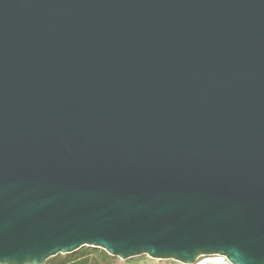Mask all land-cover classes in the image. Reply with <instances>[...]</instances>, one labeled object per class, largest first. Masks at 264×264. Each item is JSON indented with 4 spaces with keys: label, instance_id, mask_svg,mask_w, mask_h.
<instances>
[{
    "label": "water",
    "instance_id": "95a60500",
    "mask_svg": "<svg viewBox=\"0 0 264 264\" xmlns=\"http://www.w3.org/2000/svg\"><path fill=\"white\" fill-rule=\"evenodd\" d=\"M83 247L264 264V0H0V264Z\"/></svg>",
    "mask_w": 264,
    "mask_h": 264
},
{
    "label": "trees",
    "instance_id": "16d2710c",
    "mask_svg": "<svg viewBox=\"0 0 264 264\" xmlns=\"http://www.w3.org/2000/svg\"><path fill=\"white\" fill-rule=\"evenodd\" d=\"M139 259L140 257L121 262L119 259L109 256L103 250L83 247L74 253L51 258L45 264H131Z\"/></svg>",
    "mask_w": 264,
    "mask_h": 264
},
{
    "label": "rangeland",
    "instance_id": "374dc122",
    "mask_svg": "<svg viewBox=\"0 0 264 264\" xmlns=\"http://www.w3.org/2000/svg\"><path fill=\"white\" fill-rule=\"evenodd\" d=\"M218 259L217 257H202L198 259L196 264H220V262L216 261H209V260H214ZM131 264H179L173 261H157V260H152L150 258H147L145 256L140 257L139 260L133 261Z\"/></svg>",
    "mask_w": 264,
    "mask_h": 264
},
{
    "label": "built area",
    "instance_id": "2783aa9c",
    "mask_svg": "<svg viewBox=\"0 0 264 264\" xmlns=\"http://www.w3.org/2000/svg\"><path fill=\"white\" fill-rule=\"evenodd\" d=\"M220 260V264H229L225 258L217 257Z\"/></svg>",
    "mask_w": 264,
    "mask_h": 264
},
{
    "label": "bare ground",
    "instance_id": "6f19581e",
    "mask_svg": "<svg viewBox=\"0 0 264 264\" xmlns=\"http://www.w3.org/2000/svg\"><path fill=\"white\" fill-rule=\"evenodd\" d=\"M209 261H216V262H220L219 259H214V260H209Z\"/></svg>",
    "mask_w": 264,
    "mask_h": 264
}]
</instances>
